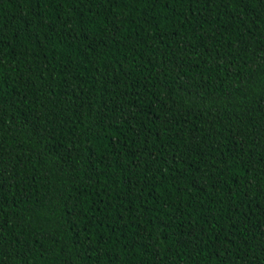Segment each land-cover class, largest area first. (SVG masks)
Listing matches in <instances>:
<instances>
[{"label": "trees", "instance_id": "obj_1", "mask_svg": "<svg viewBox=\"0 0 264 264\" xmlns=\"http://www.w3.org/2000/svg\"><path fill=\"white\" fill-rule=\"evenodd\" d=\"M0 264H264V0H0Z\"/></svg>", "mask_w": 264, "mask_h": 264}]
</instances>
